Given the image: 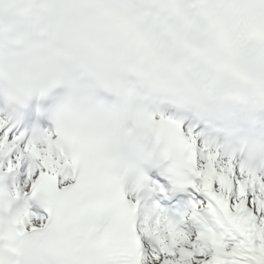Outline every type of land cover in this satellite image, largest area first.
<instances>
[{
    "label": "snow or ice",
    "instance_id": "6c2138e0",
    "mask_svg": "<svg viewBox=\"0 0 264 264\" xmlns=\"http://www.w3.org/2000/svg\"><path fill=\"white\" fill-rule=\"evenodd\" d=\"M59 92L39 111L30 105L21 123L0 122V178L18 177L16 191L37 221L33 240L53 250L41 251L35 264H264V170L201 145L157 109L146 130L160 151L135 171L120 157L118 201L94 216L106 200L90 183L94 169L47 119ZM36 122L39 136L30 131ZM74 217L89 226L67 259L55 250Z\"/></svg>",
    "mask_w": 264,
    "mask_h": 264
},
{
    "label": "clouds",
    "instance_id": "9594fccd",
    "mask_svg": "<svg viewBox=\"0 0 264 264\" xmlns=\"http://www.w3.org/2000/svg\"><path fill=\"white\" fill-rule=\"evenodd\" d=\"M65 8L56 0H0V93L23 88L21 49L54 27ZM141 15L168 52L159 72L171 85L165 98L201 106L230 101L264 112V39L248 38L218 0H155ZM236 148L248 166L264 164V136L245 138Z\"/></svg>",
    "mask_w": 264,
    "mask_h": 264
},
{
    "label": "bare ground",
    "instance_id": "6f19581e",
    "mask_svg": "<svg viewBox=\"0 0 264 264\" xmlns=\"http://www.w3.org/2000/svg\"><path fill=\"white\" fill-rule=\"evenodd\" d=\"M33 220H35V221H36V218L34 217V218H33ZM36 222H37V221H36ZM0 264H1V260H0Z\"/></svg>",
    "mask_w": 264,
    "mask_h": 264
}]
</instances>
